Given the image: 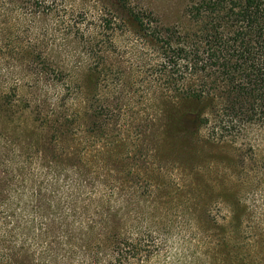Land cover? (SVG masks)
<instances>
[{"label":"rangeland","instance_id":"obj_1","mask_svg":"<svg viewBox=\"0 0 264 264\" xmlns=\"http://www.w3.org/2000/svg\"><path fill=\"white\" fill-rule=\"evenodd\" d=\"M188 2L0 0V264H264L263 131L161 75Z\"/></svg>","mask_w":264,"mask_h":264},{"label":"trees","instance_id":"obj_2","mask_svg":"<svg viewBox=\"0 0 264 264\" xmlns=\"http://www.w3.org/2000/svg\"><path fill=\"white\" fill-rule=\"evenodd\" d=\"M186 8L185 31L154 27L153 37L168 34L163 42L176 53L163 57L161 75L171 79L177 67L184 84L199 81V93L182 99L200 108L193 111L198 124L223 135L248 122V129L263 131L264 143V0H189Z\"/></svg>","mask_w":264,"mask_h":264}]
</instances>
